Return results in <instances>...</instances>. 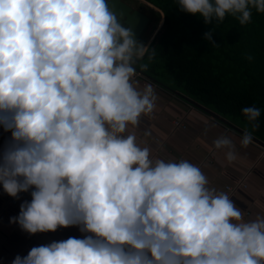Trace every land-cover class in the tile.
I'll list each match as a JSON object with an SVG mask.
<instances>
[{"label": "crops", "instance_id": "0c3cea01", "mask_svg": "<svg viewBox=\"0 0 264 264\" xmlns=\"http://www.w3.org/2000/svg\"><path fill=\"white\" fill-rule=\"evenodd\" d=\"M39 14L0 15V70L20 47L12 33L32 37L0 87V264H264V147ZM74 114L80 133L63 135ZM119 197L89 253L76 251Z\"/></svg>", "mask_w": 264, "mask_h": 264}, {"label": "trees", "instance_id": "16d2710c", "mask_svg": "<svg viewBox=\"0 0 264 264\" xmlns=\"http://www.w3.org/2000/svg\"><path fill=\"white\" fill-rule=\"evenodd\" d=\"M163 31L139 68L264 141V0H145Z\"/></svg>", "mask_w": 264, "mask_h": 264}, {"label": "water", "instance_id": "95a60500", "mask_svg": "<svg viewBox=\"0 0 264 264\" xmlns=\"http://www.w3.org/2000/svg\"><path fill=\"white\" fill-rule=\"evenodd\" d=\"M34 9L46 18L68 27L73 34L90 45L145 73L139 68L138 61L145 55L152 42L147 46L140 38L150 17L123 0H45L35 4ZM155 82L167 88L165 84ZM168 89L183 97L195 108L264 147V141L226 117L180 91Z\"/></svg>", "mask_w": 264, "mask_h": 264}, {"label": "built area", "instance_id": "2783aa9c", "mask_svg": "<svg viewBox=\"0 0 264 264\" xmlns=\"http://www.w3.org/2000/svg\"><path fill=\"white\" fill-rule=\"evenodd\" d=\"M43 2L45 0H2L0 3V15L12 11L15 9L18 5H22L27 9L35 10L34 6L35 4H39L40 2ZM38 19L41 21H44L45 17L41 14H39ZM30 32V27L26 26L22 28V34L26 36ZM12 36L16 39H18V43L20 44V47L17 48L10 59V61L4 65V67L0 70V87H3L5 83L9 80V73L10 71H16L19 69L23 59L25 57L31 56L32 52L30 49V41L32 37L29 38L28 42H22V37L19 38V35L17 32H13ZM80 43H86L84 40L79 39ZM65 67H69L68 64H65ZM107 73V72H106ZM106 93V87L105 83H101L97 86V93L94 96L95 100L101 99L104 97ZM80 119L79 116L74 114L67 118V120L63 124L62 132L63 135H78L80 133ZM176 125L180 126L183 125V123L177 121ZM59 145V142H55L50 147V152L48 153V157L51 158L55 154V149ZM45 163V160L42 161V163H39V166L29 173L24 180V184H27L29 181H31L34 178L39 177L43 173L42 166ZM16 187L10 190L9 192V199H8V205H17L19 203V198L22 192V187ZM244 187L247 188L248 185L245 183H240L235 186H227V194L226 196L221 200V206L220 208L224 207L229 200V198L238 190V188ZM125 203L124 197H119L116 199H111L108 201V203L105 206V209L101 212H99L97 215H95L91 221V229L89 232V235H87L84 239L76 240L73 242V246L79 253L82 254H88L90 251V248L96 243V241L101 237L100 234V227L103 224V222L106 220L108 215L116 209H122ZM4 209L0 210V213H2ZM219 212V209L214 210L213 215H217ZM214 226L212 223H208L204 226L199 227V235L203 237H207L206 232L213 230Z\"/></svg>", "mask_w": 264, "mask_h": 264}, {"label": "rangeland", "instance_id": "374dc122", "mask_svg": "<svg viewBox=\"0 0 264 264\" xmlns=\"http://www.w3.org/2000/svg\"><path fill=\"white\" fill-rule=\"evenodd\" d=\"M134 3L137 6H142L143 10L150 14L153 19L146 35V43L148 46L163 31L164 14L157 7L145 0H134Z\"/></svg>", "mask_w": 264, "mask_h": 264}, {"label": "flooded vegetation", "instance_id": "af4514ba", "mask_svg": "<svg viewBox=\"0 0 264 264\" xmlns=\"http://www.w3.org/2000/svg\"><path fill=\"white\" fill-rule=\"evenodd\" d=\"M124 2L128 3L129 5H131L134 9H138L140 11H142L143 13H145L146 15H148L150 17V21L148 22L140 40L142 41H145L146 42V35H147V31H148V28L150 26V24L152 23L153 19H152V16L150 14H148L145 10H143L142 6H137L135 5L134 3V0H123ZM125 27H127L126 25H124Z\"/></svg>", "mask_w": 264, "mask_h": 264}]
</instances>
